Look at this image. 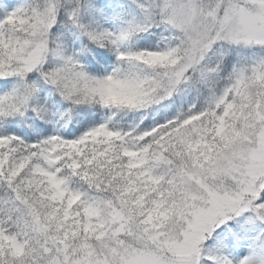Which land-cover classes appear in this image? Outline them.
Masks as SVG:
<instances>
[{
    "label": "snow or ice",
    "instance_id": "obj_1",
    "mask_svg": "<svg viewBox=\"0 0 264 264\" xmlns=\"http://www.w3.org/2000/svg\"><path fill=\"white\" fill-rule=\"evenodd\" d=\"M0 264H264V0H0Z\"/></svg>",
    "mask_w": 264,
    "mask_h": 264
}]
</instances>
